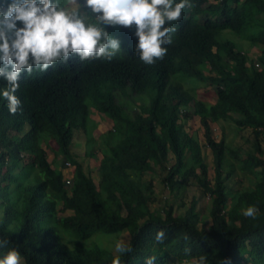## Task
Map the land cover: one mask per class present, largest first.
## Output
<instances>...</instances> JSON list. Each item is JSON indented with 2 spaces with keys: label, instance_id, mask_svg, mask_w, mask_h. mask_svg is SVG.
I'll list each match as a JSON object with an SVG mask.
<instances>
[{
  "label": "trees",
  "instance_id": "obj_1",
  "mask_svg": "<svg viewBox=\"0 0 264 264\" xmlns=\"http://www.w3.org/2000/svg\"><path fill=\"white\" fill-rule=\"evenodd\" d=\"M173 23L171 43L151 65L133 53L134 28L109 27L121 41L111 60L73 55L43 73H22L17 112L0 102L5 251L15 248L25 264H145L149 256L154 264H264V0H188ZM226 30L260 53L251 57ZM199 83L212 86L214 103L198 93ZM94 109L113 121L98 138ZM195 117L205 144L187 130L185 120ZM222 119L252 128L250 150L213 135ZM76 131L86 137V156L102 154L97 180L72 149ZM46 146L56 153L53 161ZM204 147L213 154V179ZM232 156L252 173V186L227 184ZM66 163L75 166L69 182ZM149 173L171 193L195 180L208 197L207 214L196 196L183 212L168 203L153 209ZM248 207L251 216L244 215ZM99 231L129 232L124 248L131 251L114 253L91 241Z\"/></svg>",
  "mask_w": 264,
  "mask_h": 264
},
{
  "label": "clouds",
  "instance_id": "obj_2",
  "mask_svg": "<svg viewBox=\"0 0 264 264\" xmlns=\"http://www.w3.org/2000/svg\"><path fill=\"white\" fill-rule=\"evenodd\" d=\"M72 1V0H70ZM69 1V2H70ZM69 11L62 0H0V102L10 114L20 108L16 95L21 74L43 73L58 62L76 55L80 60H111L120 50L121 41L109 27L134 28L133 53L145 65H151L166 52L188 0H79ZM65 4V5H64ZM248 207L244 215L251 216ZM164 231L157 230L161 241ZM0 240V264H20V254ZM120 252L131 251L121 245ZM154 256L145 264H154ZM116 264V262H114Z\"/></svg>",
  "mask_w": 264,
  "mask_h": 264
},
{
  "label": "rangeland",
  "instance_id": "obj_3",
  "mask_svg": "<svg viewBox=\"0 0 264 264\" xmlns=\"http://www.w3.org/2000/svg\"><path fill=\"white\" fill-rule=\"evenodd\" d=\"M69 2V0H67ZM67 10L71 11L75 9L78 6L77 0H72L68 3ZM224 34H228L229 37H231L232 40L235 42L237 41L244 51H246L251 57H256L260 53V48L257 45H251L249 41L242 40L239 38V35L236 33L226 30L224 31ZM230 34V35H229ZM236 42V43H237ZM238 44V45H239ZM239 45V46H240ZM207 70V69H205ZM186 86L188 87L189 84L187 83ZM197 90L199 94H206V99L210 103L215 102L214 93L211 85L199 83L197 85ZM92 118L97 122V126L93 129V134L96 138L100 137L101 134H103L108 129L112 128L113 121L106 116L103 113L98 112L97 110L92 111ZM187 130L196 135L202 144H205V138H204V129L200 124L199 118L195 117L190 120H185ZM213 127V135L219 140L224 139L225 142L229 147H232L233 149H239L241 148L243 151H248L252 148V142H253V135H252V128H244L240 129L238 125H236L232 120H219L217 123H214L212 125ZM50 146L56 147V144L54 141L50 142ZM264 144V141H263ZM50 146H46L47 152L49 155V159L53 161L55 159L56 153L54 152L53 148ZM72 149L74 152L78 155V160L81 161L87 171L91 173L93 178L97 180L98 176V165L100 163V160L102 158L101 152H98L96 157H90L86 156L85 152L87 150L86 145V137L83 134L82 131H76ZM203 153L206 159V162L210 166V178L213 179V154L209 147L203 148ZM59 160V159H58ZM227 163H232L233 168L230 169V167H226V169H230V175L227 177L226 182L227 184L233 188L234 190L241 189L246 186H252L254 184V176L249 171H243L240 168L239 161L232 156L227 159ZM75 166L71 163H66V167L64 168L65 175L71 176L74 173ZM148 178L152 177V180L155 185V190L157 194V200L152 205L153 209H159L161 210L165 203L172 204L173 207L177 212H183L186 210V208L189 205V202L192 200L193 196H196L199 198L198 208L201 211L202 215L207 214L209 202L208 197L204 195L203 190L200 186H198V183L195 180H190L189 185L186 188L180 189L178 192L171 193L168 188L160 181L158 176L151 175L150 173L147 175ZM182 202L185 203V205H182ZM61 215L63 213H60ZM2 219V213L0 209V220ZM206 221H210L209 218H206ZM99 232H96L93 237L91 238V241L98 242L101 246H104L110 250H112L114 253L118 252V248L116 247L118 244L126 247L129 240H130V234L129 232L125 231L121 234H107L103 233V235H99ZM66 238V235H64ZM20 264H25L24 261L20 258ZM169 264H176L171 261Z\"/></svg>",
  "mask_w": 264,
  "mask_h": 264
},
{
  "label": "built area",
  "instance_id": "obj_4",
  "mask_svg": "<svg viewBox=\"0 0 264 264\" xmlns=\"http://www.w3.org/2000/svg\"><path fill=\"white\" fill-rule=\"evenodd\" d=\"M71 176H72V175H71ZM71 176H68V177H67V179H68V182H69V180H70Z\"/></svg>",
  "mask_w": 264,
  "mask_h": 264
}]
</instances>
